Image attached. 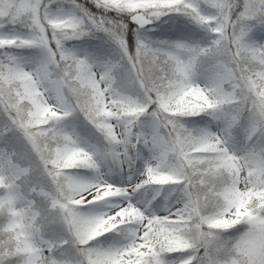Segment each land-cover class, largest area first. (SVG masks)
I'll use <instances>...</instances> for the list:
<instances>
[{"label": "snow or ice", "instance_id": "snow-or-ice-1", "mask_svg": "<svg viewBox=\"0 0 264 264\" xmlns=\"http://www.w3.org/2000/svg\"><path fill=\"white\" fill-rule=\"evenodd\" d=\"M0 264H264V0H0Z\"/></svg>", "mask_w": 264, "mask_h": 264}]
</instances>
